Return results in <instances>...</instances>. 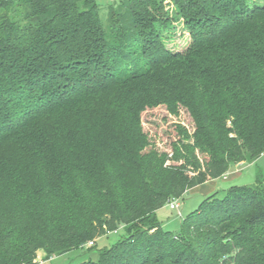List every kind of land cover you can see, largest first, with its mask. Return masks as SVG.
<instances>
[{
  "label": "trees",
  "instance_id": "16d2710c",
  "mask_svg": "<svg viewBox=\"0 0 264 264\" xmlns=\"http://www.w3.org/2000/svg\"><path fill=\"white\" fill-rule=\"evenodd\" d=\"M0 0V264L123 229L77 264H264V176L157 211L264 154V2ZM184 108L167 137L145 108ZM169 137V138H168ZM171 139V140H170ZM94 247L90 248L93 249Z\"/></svg>",
  "mask_w": 264,
  "mask_h": 264
},
{
  "label": "rangeland",
  "instance_id": "374dc122",
  "mask_svg": "<svg viewBox=\"0 0 264 264\" xmlns=\"http://www.w3.org/2000/svg\"><path fill=\"white\" fill-rule=\"evenodd\" d=\"M113 1L114 0H97L101 18L104 21H106L108 15V4ZM255 1H259L260 3L264 2V0ZM167 2L168 0H165L167 9L169 10V15L172 17V28L169 32L167 29H163L164 38L171 41L180 36H188V31L184 26L183 19L174 15V11L172 12V10H174L173 4ZM142 116L146 130L150 128L149 125L152 123L153 125H156L158 131L162 133L164 137L168 136V133L166 132L173 126V122L183 120L190 125L191 129L194 126L189 113L184 108L181 110V114L179 116H171L166 111L165 106H158L155 108L147 107L145 108ZM238 165L237 170L240 172L239 174H241L239 178L233 176L230 177L229 180H224L223 178L217 179V184H219L221 189H227L232 185L252 183L259 174L264 176V154L254 162H241L240 164L238 163ZM227 175H225L224 178H227ZM205 184L195 189L192 188L193 190H188L178 199H173L172 201L178 202L180 205L179 208L172 209L170 208L169 203H167L164 207L157 211V219L165 230H171L175 233L180 232L182 223L187 215L197 209L205 197L212 194L213 191H209L212 188L211 183ZM123 236H125V232L121 228L117 232H109L107 235L99 238L95 245H91L90 243L86 244L83 249H75L63 255L54 256L46 260L43 258V254L41 253V257H39V262L37 264H77L88 259L96 260L98 259L99 250L109 247ZM92 247L94 248L90 249Z\"/></svg>",
  "mask_w": 264,
  "mask_h": 264
},
{
  "label": "crops",
  "instance_id": "0c3cea01",
  "mask_svg": "<svg viewBox=\"0 0 264 264\" xmlns=\"http://www.w3.org/2000/svg\"><path fill=\"white\" fill-rule=\"evenodd\" d=\"M242 163H244V162H242ZM240 164V163H239ZM238 164H234L233 166H232V168H231V171L228 173V175H227V178H224L223 177V179L224 180H229V178L230 177H233V176H235L236 178L238 177H240L241 176V174H239L240 172H238V170H237V168H238ZM206 183H211V185H212V188L209 190V191H213V192H215V191H217V190H219V189H221V187L219 186V184H217V179H215V180H210V181H208V182H206ZM205 184V183H204ZM204 184H202V185H204ZM205 185H208V184H205ZM199 186H201V185H199ZM199 186H197V187H199ZM197 187H195V188H197ZM195 188H193V189H195ZM193 189H191V190H193ZM212 192V193H213Z\"/></svg>",
  "mask_w": 264,
  "mask_h": 264
},
{
  "label": "built area",
  "instance_id": "2783aa9c",
  "mask_svg": "<svg viewBox=\"0 0 264 264\" xmlns=\"http://www.w3.org/2000/svg\"><path fill=\"white\" fill-rule=\"evenodd\" d=\"M169 206H170V208H172V209H176V208H179L180 207V205L178 204V202L177 201H172V202H170L169 203ZM91 245H93V242H89Z\"/></svg>",
  "mask_w": 264,
  "mask_h": 264
}]
</instances>
